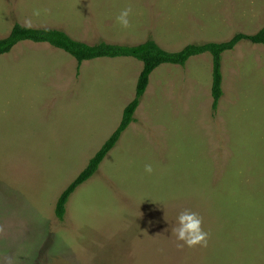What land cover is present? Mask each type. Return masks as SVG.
Instances as JSON below:
<instances>
[{
	"label": "rangeland",
	"instance_id": "obj_1",
	"mask_svg": "<svg viewBox=\"0 0 264 264\" xmlns=\"http://www.w3.org/2000/svg\"><path fill=\"white\" fill-rule=\"evenodd\" d=\"M28 20L88 44L152 38L178 51L257 33L264 0H0V39ZM77 67L48 43L0 56V264H264V46L224 54L215 116L210 54L160 66L136 121L60 220V195L120 125L143 63ZM185 210L202 218L206 245L180 247Z\"/></svg>",
	"mask_w": 264,
	"mask_h": 264
},
{
	"label": "trees",
	"instance_id": "obj_2",
	"mask_svg": "<svg viewBox=\"0 0 264 264\" xmlns=\"http://www.w3.org/2000/svg\"><path fill=\"white\" fill-rule=\"evenodd\" d=\"M48 43L72 55L78 62L77 72L81 73V66L85 61L99 58L132 57L143 63L139 75L134 99L124 109L120 125L103 144L100 150L90 159L87 167L62 192L56 205V215L64 220L67 213V204L74 192L99 170L108 154L117 146L121 137L136 121V112L149 87L152 74L164 64L186 66L191 58L203 54H210L213 59V114L218 113L221 100L224 97V54L234 50L240 43L247 41L264 46V27L255 34L237 33L228 41L208 42L203 44L192 43L178 51L163 48L156 40L150 38L136 45L114 44L99 42L88 44L74 39L66 31L56 28L26 27L16 23L10 34L0 39V56L9 54L21 42Z\"/></svg>",
	"mask_w": 264,
	"mask_h": 264
},
{
	"label": "clouds",
	"instance_id": "obj_3",
	"mask_svg": "<svg viewBox=\"0 0 264 264\" xmlns=\"http://www.w3.org/2000/svg\"><path fill=\"white\" fill-rule=\"evenodd\" d=\"M131 8L122 10L117 17L118 22L125 28L129 26V16L131 14ZM34 15L39 16L40 12L35 11ZM26 27H31V21H25ZM147 172H151L152 168L150 165L146 166ZM202 218L195 212L185 210L178 216V226L174 229L178 240L184 243L180 245L183 247H194L196 245H206L208 234L202 229Z\"/></svg>",
	"mask_w": 264,
	"mask_h": 264
}]
</instances>
